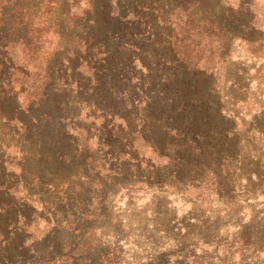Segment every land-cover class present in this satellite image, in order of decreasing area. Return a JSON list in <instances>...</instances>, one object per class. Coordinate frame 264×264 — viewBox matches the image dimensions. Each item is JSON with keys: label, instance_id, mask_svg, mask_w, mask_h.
<instances>
[{"label": "trees", "instance_id": "trees-1", "mask_svg": "<svg viewBox=\"0 0 264 264\" xmlns=\"http://www.w3.org/2000/svg\"><path fill=\"white\" fill-rule=\"evenodd\" d=\"M252 3L0 0V264H74L116 195L211 194L188 164L220 179L233 135L181 46L191 27L226 44Z\"/></svg>", "mask_w": 264, "mask_h": 264}, {"label": "rangeland", "instance_id": "rangeland-1", "mask_svg": "<svg viewBox=\"0 0 264 264\" xmlns=\"http://www.w3.org/2000/svg\"><path fill=\"white\" fill-rule=\"evenodd\" d=\"M252 4L240 16H252V25H233L226 44L215 30L191 27L181 46L193 63L212 72L233 135L228 148L222 146L233 161L222 160L220 179L194 159L188 164V188L198 185L211 194L116 195L115 214L103 224L106 234H78L84 242L74 264H264V0ZM177 32L184 33L180 27ZM80 164L69 168L77 173ZM200 177L201 184L193 180Z\"/></svg>", "mask_w": 264, "mask_h": 264}]
</instances>
